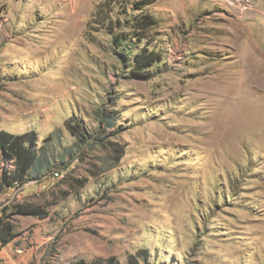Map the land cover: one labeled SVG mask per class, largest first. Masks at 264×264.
Wrapping results in <instances>:
<instances>
[{
    "label": "rangeland",
    "instance_id": "rangeland-1",
    "mask_svg": "<svg viewBox=\"0 0 264 264\" xmlns=\"http://www.w3.org/2000/svg\"><path fill=\"white\" fill-rule=\"evenodd\" d=\"M103 1L0 0V130L37 134L18 203L49 213L12 217L25 264H264V0H153L146 76Z\"/></svg>",
    "mask_w": 264,
    "mask_h": 264
},
{
    "label": "trees",
    "instance_id": "trees-1",
    "mask_svg": "<svg viewBox=\"0 0 264 264\" xmlns=\"http://www.w3.org/2000/svg\"><path fill=\"white\" fill-rule=\"evenodd\" d=\"M153 2V0H104L95 12L94 23L108 34L111 45L118 51L123 62H129L128 68L134 75L146 76L148 72L146 68L160 57L159 53L149 51L145 47L139 51L132 49L144 40L145 44L151 42L150 33L159 25L155 15L148 10ZM103 121L106 126L111 125L110 117H104ZM70 130L72 135L79 134L75 127ZM36 141L37 134L34 131L13 134L0 130V154L5 160H12L15 165L10 174L4 173L1 177L0 191L4 187L12 186L14 181L26 182L33 169L39 168L41 157L35 150ZM108 148L110 163L118 164L125 155V145L111 142ZM76 182L78 187L85 184L83 179H77ZM18 215L45 219L49 213L43 207L32 203H17L7 208L4 218L0 219V250L17 237L12 217ZM108 264H113V259H109Z\"/></svg>",
    "mask_w": 264,
    "mask_h": 264
},
{
    "label": "built area",
    "instance_id": "built-area-1",
    "mask_svg": "<svg viewBox=\"0 0 264 264\" xmlns=\"http://www.w3.org/2000/svg\"><path fill=\"white\" fill-rule=\"evenodd\" d=\"M210 3L222 6L226 9H234L240 13H246L251 11V0H205ZM2 20V19H0ZM15 169V165L12 160H5L0 154V178L4 173L10 174ZM58 176V173H55ZM26 184L19 181H14L12 186L4 187L0 191V219L4 218L5 210L13 204H17L24 197V188ZM17 254H22V249H16ZM0 264L1 261H0Z\"/></svg>",
    "mask_w": 264,
    "mask_h": 264
},
{
    "label": "crops",
    "instance_id": "crops-1",
    "mask_svg": "<svg viewBox=\"0 0 264 264\" xmlns=\"http://www.w3.org/2000/svg\"><path fill=\"white\" fill-rule=\"evenodd\" d=\"M17 247H24L15 238L11 243L3 246L0 250V261L2 264H25L29 259V251L17 254ZM34 247V246H33ZM36 247V246H35Z\"/></svg>",
    "mask_w": 264,
    "mask_h": 264
}]
</instances>
